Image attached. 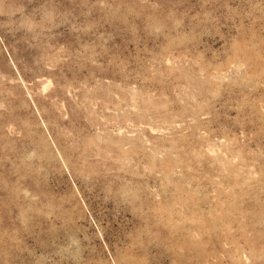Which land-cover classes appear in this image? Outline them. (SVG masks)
I'll return each instance as SVG.
<instances>
[{"label":"rangeland","instance_id":"1","mask_svg":"<svg viewBox=\"0 0 264 264\" xmlns=\"http://www.w3.org/2000/svg\"><path fill=\"white\" fill-rule=\"evenodd\" d=\"M0 264H264V0H0Z\"/></svg>","mask_w":264,"mask_h":264}]
</instances>
